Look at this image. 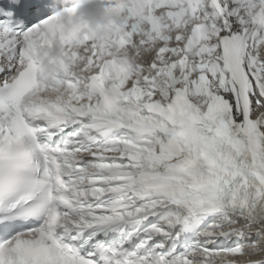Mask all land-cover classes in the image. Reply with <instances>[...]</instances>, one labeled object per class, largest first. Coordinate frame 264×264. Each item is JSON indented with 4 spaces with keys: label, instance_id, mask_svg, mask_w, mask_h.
Here are the masks:
<instances>
[{
    "label": "snow or ice",
    "instance_id": "6c2138e0",
    "mask_svg": "<svg viewBox=\"0 0 264 264\" xmlns=\"http://www.w3.org/2000/svg\"><path fill=\"white\" fill-rule=\"evenodd\" d=\"M108 8L0 22V264H264V0Z\"/></svg>",
    "mask_w": 264,
    "mask_h": 264
},
{
    "label": "clouds",
    "instance_id": "9594fccd",
    "mask_svg": "<svg viewBox=\"0 0 264 264\" xmlns=\"http://www.w3.org/2000/svg\"><path fill=\"white\" fill-rule=\"evenodd\" d=\"M109 0H71L53 14L61 18L66 29L75 24H85L93 30L107 27L111 22H122L121 18L108 8ZM74 9V12H70ZM52 54L49 49L41 48L37 52V59L43 61L45 54ZM256 118L264 121V111L258 107Z\"/></svg>",
    "mask_w": 264,
    "mask_h": 264
}]
</instances>
